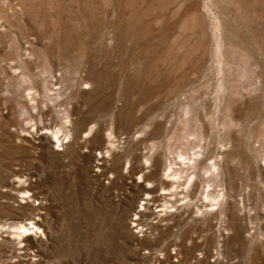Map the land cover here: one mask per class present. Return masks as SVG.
<instances>
[{
  "label": "rangeland",
  "instance_id": "obj_1",
  "mask_svg": "<svg viewBox=\"0 0 264 264\" xmlns=\"http://www.w3.org/2000/svg\"><path fill=\"white\" fill-rule=\"evenodd\" d=\"M0 264H264V0H0Z\"/></svg>",
  "mask_w": 264,
  "mask_h": 264
},
{
  "label": "bare ground",
  "instance_id": "obj_2",
  "mask_svg": "<svg viewBox=\"0 0 264 264\" xmlns=\"http://www.w3.org/2000/svg\"><path fill=\"white\" fill-rule=\"evenodd\" d=\"M59 136H60L59 133L56 131V132H55V135H54L56 141H60V140L62 139V138L60 139ZM50 137H51V136H50ZM56 141H55V143H56ZM61 141H62V140H61ZM213 166H216V163H214ZM36 223H37V224H40V222H36ZM40 225H41V224H40ZM40 225H38V227H40ZM22 227H23L24 229H31L29 226H26V225H24V224L22 225Z\"/></svg>",
  "mask_w": 264,
  "mask_h": 264
}]
</instances>
